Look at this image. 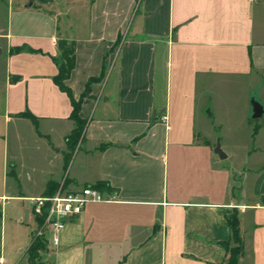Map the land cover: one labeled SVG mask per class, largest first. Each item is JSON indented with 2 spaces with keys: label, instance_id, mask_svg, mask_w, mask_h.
<instances>
[{
  "label": "crops",
  "instance_id": "0c3cea01",
  "mask_svg": "<svg viewBox=\"0 0 264 264\" xmlns=\"http://www.w3.org/2000/svg\"><path fill=\"white\" fill-rule=\"evenodd\" d=\"M60 4L0 0V264H28L31 199L84 186L113 199L71 218L46 264H225L232 213L238 264H264V1ZM60 39L85 121L66 169Z\"/></svg>",
  "mask_w": 264,
  "mask_h": 264
},
{
  "label": "trees",
  "instance_id": "16d2710c",
  "mask_svg": "<svg viewBox=\"0 0 264 264\" xmlns=\"http://www.w3.org/2000/svg\"><path fill=\"white\" fill-rule=\"evenodd\" d=\"M57 44L59 48V55L57 58H55V63L58 67V74L54 78V81L62 91H65L69 95L72 104V112L70 117L76 124L75 129L71 132L69 138L66 141L68 148V154L65 156L66 169L77 147V143L84 128L85 121L78 117L80 101L76 102L72 98L69 89L64 86V81L69 77L75 65L74 44L73 42H68L65 39H60ZM86 90H88V86ZM84 95H87V93L85 92ZM226 221L231 232V238L228 242L222 244L228 253V259L225 264H238L239 259L243 254V241L240 235L236 214L232 213L231 215L227 216ZM46 250L47 244L44 238H40L35 235L32 236L28 248L26 249L28 264H44L38 262L40 259L39 252Z\"/></svg>",
  "mask_w": 264,
  "mask_h": 264
},
{
  "label": "built area",
  "instance_id": "2783aa9c",
  "mask_svg": "<svg viewBox=\"0 0 264 264\" xmlns=\"http://www.w3.org/2000/svg\"><path fill=\"white\" fill-rule=\"evenodd\" d=\"M98 190L84 186L75 190L58 189L48 196L31 199L36 228L32 236L44 238L47 246L57 247L59 234L73 217L80 216L86 205L109 202Z\"/></svg>",
  "mask_w": 264,
  "mask_h": 264
},
{
  "label": "rangeland",
  "instance_id": "374dc122",
  "mask_svg": "<svg viewBox=\"0 0 264 264\" xmlns=\"http://www.w3.org/2000/svg\"><path fill=\"white\" fill-rule=\"evenodd\" d=\"M84 1L85 0H61V4L60 5H61V7L63 6L64 8H73V7L82 6ZM137 2H138V0H137ZM139 2H140V0H139ZM86 4H87V1H86ZM53 8H54L53 10L56 12V7H53ZM57 8H59V7H57ZM0 98H1V95H0ZM249 121L250 122L254 121L251 118V115H250ZM30 215H31L30 224H31L32 227H35V217H34V215H33V213L31 211H30ZM48 247L49 246H47V248ZM39 254H40V259L38 260V262L46 264L45 261L49 257L48 251H41V252H39Z\"/></svg>",
  "mask_w": 264,
  "mask_h": 264
},
{
  "label": "water",
  "instance_id": "95a60500",
  "mask_svg": "<svg viewBox=\"0 0 264 264\" xmlns=\"http://www.w3.org/2000/svg\"><path fill=\"white\" fill-rule=\"evenodd\" d=\"M251 107H252V119H258L264 115V109L263 107L257 102L254 98L251 99ZM216 152L221 155V152L219 151V148L216 149Z\"/></svg>",
  "mask_w": 264,
  "mask_h": 264
}]
</instances>
